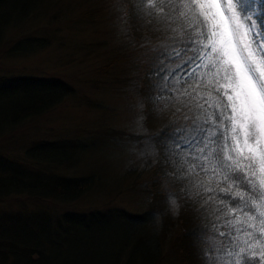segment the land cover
<instances>
[{"label":"snow or ice","instance_id":"obj_1","mask_svg":"<svg viewBox=\"0 0 264 264\" xmlns=\"http://www.w3.org/2000/svg\"><path fill=\"white\" fill-rule=\"evenodd\" d=\"M133 8L137 25L144 16L177 25L143 53L153 71L138 107L178 103L184 123L129 147L142 143L144 157L159 147L183 175L202 174L194 186L205 195H196L216 205L215 222L193 233L203 264H264V0H133ZM118 10L130 25L132 13ZM170 175L181 179L165 172L162 190L178 207Z\"/></svg>","mask_w":264,"mask_h":264},{"label":"trees","instance_id":"obj_2","mask_svg":"<svg viewBox=\"0 0 264 264\" xmlns=\"http://www.w3.org/2000/svg\"><path fill=\"white\" fill-rule=\"evenodd\" d=\"M43 0H0V45L6 27L26 18ZM123 11L131 12L133 19L125 24L126 34L120 54L132 60V82L140 100L148 94L152 67L143 59L147 48L163 43L172 35L176 24H158L144 16L135 21L133 0H116ZM156 0H153L155 3ZM148 7L147 5L145 6ZM123 15L122 11H120ZM165 14L160 9L156 15ZM42 43L37 38H24L9 48L12 56H24L38 51ZM69 87L54 79L30 76L0 77V137L25 120L40 115L62 101ZM179 104L152 111L146 104L141 113L158 133L178 121ZM154 134V136H156ZM83 145L71 141H37L27 146L19 157L0 154V201L11 196L24 195L36 202L68 203L99 184L94 176L66 178L56 175L54 167L76 164ZM159 160L149 168L147 191L160 197L161 206L129 214L119 208L86 213H51L43 208L0 212V264H158L163 259L165 245L173 246L178 264H203L194 236L197 229L215 222L211 202L203 204L196 195L195 182L203 178L195 173L183 175L175 165H168L164 150L158 147ZM175 159V157H173ZM187 165H184L186 169ZM177 205L166 202L163 189L165 172ZM206 179V178H204ZM158 214V219H154ZM226 231V229H221ZM223 239V238H220Z\"/></svg>","mask_w":264,"mask_h":264},{"label":"rangeland","instance_id":"obj_3","mask_svg":"<svg viewBox=\"0 0 264 264\" xmlns=\"http://www.w3.org/2000/svg\"><path fill=\"white\" fill-rule=\"evenodd\" d=\"M116 0H43L34 11L6 27L0 45V77L54 79L69 87L50 110L29 118L0 137V154L19 157L37 141H71L83 145L76 164L53 168L66 178L94 176L99 184L68 203L36 202L27 196L0 201L1 211L43 208L53 214L119 208L129 214L161 206L147 191L155 153L144 157L129 145L137 137L156 135L142 115L132 82V60L120 57L126 30ZM42 46L24 56L9 48L24 38ZM147 160V165L145 164ZM158 264H178L173 246L165 245Z\"/></svg>","mask_w":264,"mask_h":264}]
</instances>
